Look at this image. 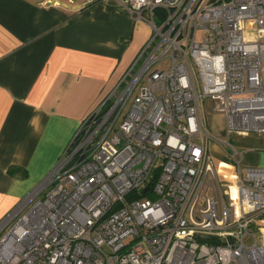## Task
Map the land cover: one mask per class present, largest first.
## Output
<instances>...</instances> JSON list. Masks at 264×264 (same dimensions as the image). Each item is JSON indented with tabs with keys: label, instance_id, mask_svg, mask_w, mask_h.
I'll return each instance as SVG.
<instances>
[{
	"label": "built area",
	"instance_id": "1",
	"mask_svg": "<svg viewBox=\"0 0 264 264\" xmlns=\"http://www.w3.org/2000/svg\"><path fill=\"white\" fill-rule=\"evenodd\" d=\"M81 1L113 2L151 34L0 219V264H264V226L249 229L264 214V167L242 165L203 117L209 100L228 136H264V0ZM211 139L232 149L230 182Z\"/></svg>",
	"mask_w": 264,
	"mask_h": 264
},
{
	"label": "crops",
	"instance_id": "2",
	"mask_svg": "<svg viewBox=\"0 0 264 264\" xmlns=\"http://www.w3.org/2000/svg\"><path fill=\"white\" fill-rule=\"evenodd\" d=\"M73 4L0 0V219L54 167L151 34L113 2ZM209 150L230 182L222 148ZM252 157L247 165L264 166V153Z\"/></svg>",
	"mask_w": 264,
	"mask_h": 264
},
{
	"label": "rangeland",
	"instance_id": "3",
	"mask_svg": "<svg viewBox=\"0 0 264 264\" xmlns=\"http://www.w3.org/2000/svg\"><path fill=\"white\" fill-rule=\"evenodd\" d=\"M63 5L65 6H72L74 5L73 3H77L78 0H72L73 3L68 2V0H59ZM161 9H155L154 15H155V20L159 21L161 20ZM168 59L165 58L161 61H159L153 68H167L168 66ZM203 117L206 122L208 131L210 135L214 138L220 139L222 141L228 140L229 144L231 146H234L237 151H242L245 150V153L242 157V165L244 166H249L247 165L248 162H250L253 157H252V152H260L264 153V136H259L255 134H250L247 137H238L235 135H227V124H226V118L225 116L220 113L213 111L211 109V102L209 100H206L204 102V108H203ZM210 146L212 144L218 145L213 139L209 141ZM208 144V145H209ZM223 151L221 153H215L218 157L226 160L225 166L227 170H230V164L227 162L229 159L227 158V154L232 153V149L229 145H224V148L222 149ZM250 150V151H249ZM255 166V165H254ZM261 167H264L263 165H258ZM236 165L233 163V168H235ZM142 197L154 200L156 198L155 194L152 191L147 192L145 195ZM261 219V218H260ZM262 220L257 219L255 223L251 224L250 230L256 229L259 225L262 224Z\"/></svg>",
	"mask_w": 264,
	"mask_h": 264
},
{
	"label": "water",
	"instance_id": "4",
	"mask_svg": "<svg viewBox=\"0 0 264 264\" xmlns=\"http://www.w3.org/2000/svg\"><path fill=\"white\" fill-rule=\"evenodd\" d=\"M148 187H149V185H147V186L145 187L144 191H145Z\"/></svg>",
	"mask_w": 264,
	"mask_h": 264
}]
</instances>
